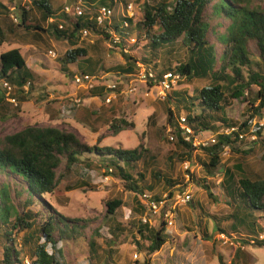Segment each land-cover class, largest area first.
<instances>
[{
    "label": "trees",
    "instance_id": "trees-1",
    "mask_svg": "<svg viewBox=\"0 0 264 264\" xmlns=\"http://www.w3.org/2000/svg\"><path fill=\"white\" fill-rule=\"evenodd\" d=\"M88 2L91 6L94 0ZM121 2L127 3L126 0ZM98 3L108 4L110 0H98ZM29 5L28 9L19 6L18 22L13 28H5L1 16L8 17L10 12L0 3V45L10 33L21 39L29 37L32 41H41L42 34L45 33L56 40H64L70 48L59 57V61L61 70L69 75L71 73L68 65L79 66L80 57H85L90 63L88 55L95 49V45L82 41L84 38H81L80 30L84 27L91 28V32L100 34L102 38L109 40V43L111 30L118 36L119 41L115 43V49L123 58V62L113 68L116 74H136L139 70L138 64H142L152 68L159 77L165 71L179 73L183 77L179 80V85L180 81L188 78L207 80L208 83L201 88H194L191 95H188L186 90L174 88L164 100L167 105L166 123L172 133L176 134L173 143L180 149L178 158L181 162L192 160L193 168L197 163L202 166L204 172V175L200 176L193 171L189 181L203 188L208 198L214 200L208 176L214 175L220 168L223 147L228 145L230 152L238 154H247L252 149L242 148L240 144H248L246 142L237 143L227 136L216 134L215 143L198 148L192 155L194 147L179 135L177 117L181 113L174 112L169 106L173 104L177 110L182 109L185 112L183 114L193 137L204 135L205 131L216 133L227 124H239L248 128L249 121L264 115V8L252 6L250 0H148L144 4L142 17L113 18L111 26L95 27L88 15L72 18L61 13L62 6L53 8L50 0H31ZM31 8H35L40 14L36 22L29 17ZM124 19L127 20L126 27L122 26ZM40 22L46 23V26ZM222 26L223 29H220ZM15 28L21 32H15ZM133 35L136 37L131 44L129 40ZM142 35L147 42L142 46L143 54L136 56L134 48ZM212 37L216 41H213ZM175 44L185 47L184 59H179L178 65L171 66L170 59L163 58V68L160 69L156 63L159 61V55L166 53L170 57ZM217 44L221 46L219 54L216 52ZM252 52L258 57L254 63L255 70L250 59ZM90 68L92 70L93 65H90ZM33 77V72L27 67L18 47L0 54V80L5 79L13 86V96L18 101L26 98L25 92L29 91L28 86L30 87ZM252 85L258 88L256 93L248 98ZM116 90L117 88L113 92ZM111 91L95 85L89 89L86 96L106 97ZM229 99H243L247 102L246 117L240 122L225 117L224 107ZM5 102V90L0 84L1 118L5 117ZM101 125L103 124L93 125V130L100 129ZM132 126L133 124L124 117H113L108 123L114 133ZM255 142L264 146L263 139ZM142 152L140 147L122 149L89 145L80 141L73 132L52 126L28 125L0 138V177L5 178L0 180V246L3 255L0 264H24L22 251L30 259L28 264H66L61 246L57 245L73 241L84 234L88 221L66 217L50 203V196L60 197L74 189V185L67 183L58 174V169L63 166L65 170L71 171L74 165L79 164L83 171L102 168L106 174L122 179L125 190L141 195L146 190L139 186L138 177L134 178L125 167L135 166L142 158ZM91 158L95 161H90ZM152 176L158 183L163 182L166 190L177 183L183 184V178L172 179L158 171H154ZM139 177L142 180L144 175L139 173ZM222 181L225 193L232 201L238 199L245 208L264 211V177H252L237 166L234 172L228 168ZM82 183L86 185L81 182L77 184L78 187L83 186ZM147 190L152 191L149 185ZM153 194L156 198L161 195ZM189 203L192 207L196 206L193 198ZM32 206L36 209L33 210ZM105 206L104 217L109 218L122 208L123 201L107 200ZM139 207L141 211V206ZM247 215L250 213L243 212L240 217L232 214V218L241 223ZM167 226L162 221L158 229H154L139 220H133L132 228L138 235V240H135L138 252L149 256L159 251L170 238V234L165 232ZM217 229L221 230L219 224ZM206 233L207 230L204 231V234ZM112 236L116 239L118 233ZM254 242L262 246L264 238ZM48 245L52 248L51 252L47 250ZM88 246L87 259L90 264H108L109 260L101 257L94 237L88 239ZM114 250L108 248L109 258ZM147 261V257H143L142 262L134 260L133 264H147ZM219 262L223 264L221 258Z\"/></svg>",
    "mask_w": 264,
    "mask_h": 264
},
{
    "label": "rangeland",
    "instance_id": "rangeland-1",
    "mask_svg": "<svg viewBox=\"0 0 264 264\" xmlns=\"http://www.w3.org/2000/svg\"><path fill=\"white\" fill-rule=\"evenodd\" d=\"M65 1L50 0V4L58 9ZM147 1L126 0L138 6L136 18L142 17L143 7ZM0 3L4 4L10 12L8 17L1 16L2 25L5 28H13L18 22L19 6L29 5L24 0H0ZM97 4L99 3L94 5ZM122 4L115 8V19L121 18ZM250 4L264 8V0H250ZM39 16V12L31 8L29 16L31 20L36 22ZM40 23L46 26V23ZM15 32L20 33L21 30L16 31L15 28ZM8 35L6 41L0 45V54L18 47L34 77L30 87L28 86L29 91L25 92L24 100L16 99L18 104L14 106L6 99L3 107L5 117H0V138L28 125L57 127L73 132L80 141L89 145L122 149L142 148V158L135 163V166H126L125 169L134 178L138 177L139 186L146 191H148V185L152 189L151 192L155 194H161L166 190L163 182L158 183L154 180L152 176L154 171L161 172L172 179L183 178L181 161L178 158L180 149L168 138L165 98H159L156 89L147 88L133 75L116 74L113 68L123 62V58L117 49L109 48V40L102 38L96 32H91L82 40L95 45V49L88 55L90 63L85 57H80L79 66L68 65L71 73L68 75L61 70L59 61V57H62L70 48L66 41L56 40L46 33L42 34L41 41H32L29 37L17 38L11 33ZM144 38L143 35L138 38V44L134 48L136 56L143 54L142 46L147 42ZM212 40L216 41L214 37ZM129 41L132 44V41ZM216 47V52L219 54L220 44ZM184 49L185 47L175 44L174 52L170 57L166 53L164 55L161 53L158 57L159 61L156 62L158 67L163 68L162 61L165 60L163 58H169L171 66L178 65L179 59H184ZM250 59L253 62L252 68L255 70L257 54L252 52ZM90 65L94 67L92 70ZM81 72H89L88 74L93 76V79L91 78L93 81L76 83L72 75L81 74ZM108 82H116L118 86L109 102H106L105 96L93 98L86 96L90 84L105 85ZM207 83V80L188 78L180 81V85L175 90H186L188 95H191L194 88H201ZM257 88L256 85H252L248 98L256 93ZM169 107L176 113H185L182 109L177 110L173 104ZM246 107L247 102L243 99H229L224 107L225 117L240 122L246 117ZM113 117H124L133 126L114 133L108 127ZM92 123L103 125L95 131ZM203 134L209 135L210 132L205 131ZM240 145L252 151L247 154L233 153L229 149L222 151L220 168L214 175L208 176L214 200L208 198L205 190L197 184L186 183L196 206L192 207L191 203H188L177 209L173 226L165 228L170 238L159 251L149 256L138 252L135 244L138 235L132 228L133 220L138 221L142 214V210H139L140 195L125 190L122 179L106 174L102 168L83 171L79 164L74 165L73 170L67 171L61 166L57 171L58 174L67 183L74 185V189L63 196H50L48 199L62 215L88 221L84 234L73 241L57 245L61 246L63 260L66 264H90L87 259L88 239L94 237L101 257H106L109 260L108 264H133L134 260L142 262L143 257H147V264H220L219 258L223 264H264V245L258 246L254 242L256 239L264 238V211L245 208L238 199L232 201L223 188L222 179L228 168L234 172L237 166H240L241 170L252 177H264V146L260 142ZM90 161L95 159L91 158ZM194 171L200 176L204 175L202 166L197 163H195ZM139 173L144 175L142 180ZM4 179L0 177L1 181ZM81 182H85L86 185L82 183L83 186L78 187L77 184ZM111 199H121L123 206L115 215L106 218L104 217L105 202ZM31 208L36 209L35 206ZM243 212L250 215H247L241 223H237L232 218V214L240 217ZM218 224L222 231L217 229ZM159 225L155 222L151 227L158 229ZM205 230H207L206 234H204ZM116 233L118 236L115 239L112 234ZM222 234L224 239L221 237ZM109 247L115 249L110 258L107 256ZM47 250L52 251L50 245L47 246ZM134 253L138 254L136 258ZM2 256L0 246V260ZM21 257L24 264L26 260L30 262L24 251Z\"/></svg>",
    "mask_w": 264,
    "mask_h": 264
},
{
    "label": "built area",
    "instance_id": "built-area-1",
    "mask_svg": "<svg viewBox=\"0 0 264 264\" xmlns=\"http://www.w3.org/2000/svg\"><path fill=\"white\" fill-rule=\"evenodd\" d=\"M31 0H24V2L30 3ZM98 3V0H97ZM95 2L89 5L88 0H66L62 5L61 13H64L72 18H77L83 15H88L90 21H92L95 27H107L111 26L112 19L114 18V11L117 5L121 6V0H110V3L96 6ZM94 6V7H93ZM28 9L29 5L24 6ZM137 11H139L138 6L133 2H127L122 4L121 8V17L135 18ZM52 21V18L49 19ZM122 26H127V20L124 19ZM61 28V25H59ZM91 28H82L80 30L81 38H87L91 33ZM109 31V30H108ZM111 35V43H109V48H115V43L119 41L118 36L114 34L111 30L109 31ZM131 41H134V37L130 38ZM139 65V70L133 76L136 80L143 82L144 85L149 89H156L157 95L159 98L164 99L171 90L176 88L179 85V80L183 77L176 72L165 71L160 77L152 68L145 67L142 64ZM93 76L88 74H74L73 80L80 84L84 82H92ZM2 88L5 90V96L7 101L12 105L16 106L18 101L13 96L14 88L13 86L5 79L0 80ZM98 85L90 84L89 88ZM26 86L24 88L26 89ZM105 88L112 90L105 97L106 102H109L110 99L114 96V89L117 88L116 82H108L104 85ZM132 90V89H131ZM124 92V91H122ZM177 126L179 135L183 140L189 142L192 147H194L195 153L198 148L204 147L209 143H215L216 134H222L227 136L230 140H235L237 143H254L258 139H264V115L260 117H255L248 123V128L240 126L239 124H227L222 126L216 133H211L209 135H201L193 137L191 128L186 123V117L184 114H180L177 117ZM168 138L170 141L176 140V134L172 133V130L169 128ZM228 145L223 147L224 150H228ZM193 162L189 160H184L181 162V167L183 170V184L177 183L171 188H168L161 195L156 198L154 194L150 191H144L140 197V206L142 209V214L139 216V221L142 224L151 226L152 224L161 223L164 221L168 226H173L175 217L177 215L176 211L180 206L187 205L193 198L192 194L188 190L186 183L190 182V175L194 171L192 168ZM221 237L224 239V235ZM137 253H134V258L137 257ZM28 264V260H26Z\"/></svg>",
    "mask_w": 264,
    "mask_h": 264
},
{
    "label": "crops",
    "instance_id": "crops-1",
    "mask_svg": "<svg viewBox=\"0 0 264 264\" xmlns=\"http://www.w3.org/2000/svg\"><path fill=\"white\" fill-rule=\"evenodd\" d=\"M98 86H103L104 87V84H101V85H98ZM93 98V97H92Z\"/></svg>",
    "mask_w": 264,
    "mask_h": 264
}]
</instances>
